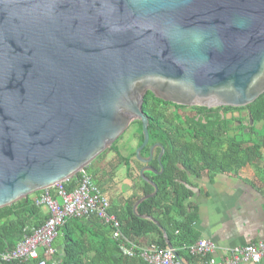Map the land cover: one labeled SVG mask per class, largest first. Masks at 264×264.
<instances>
[{
    "label": "water",
    "instance_id": "water-1",
    "mask_svg": "<svg viewBox=\"0 0 264 264\" xmlns=\"http://www.w3.org/2000/svg\"><path fill=\"white\" fill-rule=\"evenodd\" d=\"M147 91L188 107L254 101L264 0H0V208L73 177L140 120L153 191L132 210L152 220L136 211L164 153L141 156Z\"/></svg>",
    "mask_w": 264,
    "mask_h": 264
},
{
    "label": "trees",
    "instance_id": "trees-1",
    "mask_svg": "<svg viewBox=\"0 0 264 264\" xmlns=\"http://www.w3.org/2000/svg\"><path fill=\"white\" fill-rule=\"evenodd\" d=\"M221 108L228 112L244 110L247 113L244 118L247 123L251 118L252 126L245 131L242 123L234 124L238 118L228 119L224 114H219ZM141 109L148 118L149 137L141 156H148L149 148L154 143H160L164 148L160 162L157 160L160 148L156 147L148 163L157 171L161 166L162 171L145 172L156 184L157 193L140 202L136 208L139 215L151 217L152 220L138 217L132 210L139 197L153 191L152 185L143 181L139 173L134 185L139 192L126 198L122 205L110 204L109 212L120 222V230L128 239L138 245L165 249L168 245L162 230L155 224V221L158 222L180 260L186 264H203L204 258L193 256L186 250V246L196 241L192 236L196 212L189 201L194 195L190 179L202 175L211 179L216 173L255 166L264 160V92L243 107L207 108L177 105L147 91ZM185 110L188 113H184ZM132 123L137 125L138 147L143 140L141 121L134 120ZM257 123H260L259 128L256 127ZM259 137L261 142L257 141ZM132 158L139 171L143 164L135 158V150L127 160ZM78 183V173L61 182L68 192ZM43 191L0 208V253L13 249L25 235L44 223L48 214L42 205L35 202ZM111 232L110 226L96 215L70 217L57 229L52 242L55 253L45 255L40 251L33 259L0 260V264H39L41 260H45V264H51V260L59 264H150L137 253L133 256L122 254Z\"/></svg>",
    "mask_w": 264,
    "mask_h": 264
},
{
    "label": "crops",
    "instance_id": "crops-1",
    "mask_svg": "<svg viewBox=\"0 0 264 264\" xmlns=\"http://www.w3.org/2000/svg\"><path fill=\"white\" fill-rule=\"evenodd\" d=\"M136 128L137 125L128 136L135 141L132 150L128 140H120V136L85 167L111 206L122 205L139 192L134 186L139 171L133 158L127 160L136 149ZM190 180L194 195L189 201L196 212L192 236L194 240L212 241L216 260L226 257L234 247L264 242V160L238 171L216 173L211 179L202 175ZM47 191L55 193L54 188ZM239 264H264V257L258 262Z\"/></svg>",
    "mask_w": 264,
    "mask_h": 264
},
{
    "label": "built area",
    "instance_id": "built-area-1",
    "mask_svg": "<svg viewBox=\"0 0 264 264\" xmlns=\"http://www.w3.org/2000/svg\"><path fill=\"white\" fill-rule=\"evenodd\" d=\"M79 183L71 191H66L61 183L53 186L54 195L47 190L36 199V204L42 205L48 217L44 223L25 235L11 250L0 253L1 261L27 260L36 258L40 251L45 255H52L55 249L52 242L57 234V229L67 218H87L96 215L103 223L111 228V236L119 244V249L124 255L138 254L150 264H186L176 258L170 248L158 249L153 245H138L125 237L120 230V222L109 212L110 203L99 187L92 181L85 168L77 172ZM215 244L206 239H197L186 250L193 256L204 258L203 264H239L240 262H258L264 257V242L257 241L242 246L234 247L229 254L221 260L212 256ZM41 260L39 264H45ZM51 264H59L51 260Z\"/></svg>",
    "mask_w": 264,
    "mask_h": 264
},
{
    "label": "flooded vegetation",
    "instance_id": "flooded-vegetation-1",
    "mask_svg": "<svg viewBox=\"0 0 264 264\" xmlns=\"http://www.w3.org/2000/svg\"><path fill=\"white\" fill-rule=\"evenodd\" d=\"M219 107H224V106H219ZM218 112H219V114H221V115L224 114V116H225L226 118H228V119H230V118H234V119L238 118V121H237V122H234V124H236V123H242L243 126H245V131H247L248 128L252 126V125H250L249 123H247V121L245 120L244 117H246L247 113H246L244 110H240L239 112H235V111H230V112H228V111H226L225 109L221 108V109L218 110ZM244 112H245V116H244V114H243ZM184 113H185V112H184ZM236 113H238V115H237V116H234ZM228 115H230V117H227ZM243 118H244V119H243ZM231 171H238V169H236V170H231Z\"/></svg>",
    "mask_w": 264,
    "mask_h": 264
},
{
    "label": "rangeland",
    "instance_id": "rangeland-1",
    "mask_svg": "<svg viewBox=\"0 0 264 264\" xmlns=\"http://www.w3.org/2000/svg\"><path fill=\"white\" fill-rule=\"evenodd\" d=\"M183 112H185V113H188V111L187 110H185V111H183ZM244 114V116H245V112L243 113ZM134 126H136V124H133V123H131L128 127H127V129L124 131V133H122V135H121V137L119 138L120 140H128V144L131 146V150H132V145L131 144H134V142L135 141H133L131 138H128V136L130 135V132H131V130L134 128ZM256 127L257 128H259L260 127V123H257L256 124ZM257 141L258 142H261L262 141V139L259 137V138H257ZM133 142V143H132ZM32 196H34V193L33 194H31Z\"/></svg>",
    "mask_w": 264,
    "mask_h": 264
}]
</instances>
